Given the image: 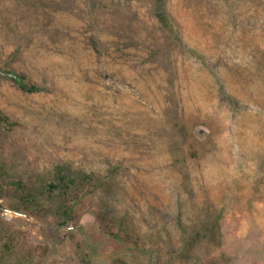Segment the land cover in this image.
<instances>
[{
    "label": "rangeland",
    "instance_id": "1",
    "mask_svg": "<svg viewBox=\"0 0 264 264\" xmlns=\"http://www.w3.org/2000/svg\"><path fill=\"white\" fill-rule=\"evenodd\" d=\"M167 9L181 43L150 0H0V66L15 51L18 72L42 87L0 82L9 122L0 171L49 208L58 165L92 175L84 208L110 211L135 245L173 263L183 245L200 254L203 227L218 221L232 264H264V0H167ZM0 202L18 239L0 264H68L69 233L93 264L145 263L90 212L80 229L59 227ZM37 245L47 251L31 263Z\"/></svg>",
    "mask_w": 264,
    "mask_h": 264
},
{
    "label": "trees",
    "instance_id": "2",
    "mask_svg": "<svg viewBox=\"0 0 264 264\" xmlns=\"http://www.w3.org/2000/svg\"><path fill=\"white\" fill-rule=\"evenodd\" d=\"M150 2L152 16L160 29L167 32L174 41L181 43L173 19L167 9V0H150ZM13 55L14 58L9 61V64L4 65L5 67L0 66V82L3 80L9 81L23 92L41 91L42 87L28 82L24 74L18 72L14 65L19 62V57H17L15 51H13ZM7 58H10V56ZM6 124H9L8 118L0 109V127ZM97 183L95 177L90 174L84 173L81 176H75L68 167L58 165L53 181L46 184V191L51 196V201L54 202L53 206L49 208L41 205L38 196L30 190L26 182L21 179L9 178L0 171V194L8 203L7 208L12 212L43 219L53 216L57 226H71L79 229L81 228L80 220L83 212H90L99 230L104 235L122 246H127L129 242L134 244L135 248L129 250L135 251L138 259L145 260V263L140 264H177L179 262L189 264V257L194 259L192 264H232L234 262V259L222 250V234L218 221L210 222L203 227L200 254L195 247V242L183 245L178 250L180 252H178L175 263L165 259L160 253H151L149 250L135 245L136 243L132 240L129 228L124 221L113 218L111 212L105 208H84L82 195L85 193V187L87 185L95 187ZM68 236L71 242V255L68 264H93V253L86 251L84 248L86 242L78 239L74 233H69ZM17 241L15 233L0 218V258H6L14 254ZM46 251L47 247L45 245L34 246L28 251L29 261L33 263L35 256H44ZM108 264L131 263L125 257L117 256Z\"/></svg>",
    "mask_w": 264,
    "mask_h": 264
},
{
    "label": "water",
    "instance_id": "3",
    "mask_svg": "<svg viewBox=\"0 0 264 264\" xmlns=\"http://www.w3.org/2000/svg\"><path fill=\"white\" fill-rule=\"evenodd\" d=\"M0 197H1V194H0ZM3 210H4V207H3V205H2L1 202H0V212L2 213Z\"/></svg>",
    "mask_w": 264,
    "mask_h": 264
}]
</instances>
